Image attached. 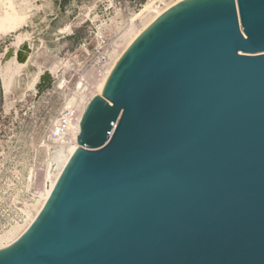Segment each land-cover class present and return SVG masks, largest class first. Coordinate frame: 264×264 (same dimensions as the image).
Instances as JSON below:
<instances>
[{"label": "water", "instance_id": "obj_1", "mask_svg": "<svg viewBox=\"0 0 264 264\" xmlns=\"http://www.w3.org/2000/svg\"><path fill=\"white\" fill-rule=\"evenodd\" d=\"M0 264H264V0H182L128 47Z\"/></svg>", "mask_w": 264, "mask_h": 264}, {"label": "rangeland", "instance_id": "obj_2", "mask_svg": "<svg viewBox=\"0 0 264 264\" xmlns=\"http://www.w3.org/2000/svg\"><path fill=\"white\" fill-rule=\"evenodd\" d=\"M35 1L40 9L21 28L19 26L0 37V234L16 221H22L21 205L25 201H31L37 182L42 180V171L37 167L45 156L46 146H41L45 136L64 108L66 96L75 88L80 77H91L87 66L97 60L99 50L96 26L101 21H108L114 15L115 8L121 9L127 17L134 10L138 11L147 0ZM66 20L73 21L72 31L59 34V38L54 36V31ZM19 29L29 34L32 46L27 43L26 48L32 49L33 60L19 71H6V59L9 52L13 53L16 49L15 35ZM40 37L44 38L48 48L39 61L42 65L34 62L38 52L46 49L40 46ZM81 48H88L89 53L81 51ZM73 53L79 55L83 64L79 66L76 63L68 69V87L56 88V79L33 86L32 75L38 70V65L50 66L55 59H64ZM25 59L27 58L18 56L20 62ZM32 166L36 173L28 188L27 178Z\"/></svg>", "mask_w": 264, "mask_h": 264}, {"label": "bare ground", "instance_id": "obj_3", "mask_svg": "<svg viewBox=\"0 0 264 264\" xmlns=\"http://www.w3.org/2000/svg\"><path fill=\"white\" fill-rule=\"evenodd\" d=\"M181 1L182 0H147L142 4L138 11L134 10L131 15L127 17L126 15L124 16L121 9L115 8L114 15H112L108 21H101L102 23L96 26V36L99 47V50L97 51V61L100 62L102 55L105 56V59L102 63L105 71L104 75L102 77H98V74L95 72L91 73L89 71L91 81L87 83V85H84L82 82L84 77L81 76L77 81L75 88L72 91L70 90L71 92L66 96L63 107H75L77 119L81 123L82 116L88 104L94 96L97 94H102L109 75L128 47L157 18ZM36 2L37 1L35 0H0V37L10 33L12 29H17L19 26V28H21L22 24L26 23L27 19L30 18L36 10L40 9V5L36 4ZM72 22H69L68 20L63 21L62 25L54 31V36L58 37L59 34L71 32L73 26ZM15 40L16 49L13 53H11V51L9 52V57L6 59V71H19V69L33 60L32 49L26 48L27 43L32 46V44L29 42V34L19 29L15 35ZM108 40L109 43H107ZM39 41L40 46L45 47L46 49L44 51L40 50L38 52L34 62L36 64L42 65V63H39V61L42 59V57H44L43 55L48 48L45 46L44 38L40 37ZM81 51L89 53L88 48H81ZM18 56L22 59H27H25L23 62H20L18 61ZM76 63L79 66L83 64L79 58V55L73 53L69 54L64 59H55V61H53L50 66L44 65V67H42L38 65V70H36L32 75L33 86L45 84L50 79H56L54 82L56 88L65 89L68 87L67 83L69 82L66 76L68 69H71L74 65H76ZM41 146L44 147V143H42ZM79 146L80 145L78 143L77 135H75L72 131V141L69 143V145L65 147L62 145L58 146L53 154L51 153L49 147H44L45 156L37 167L40 172L42 171V175L39 174L42 177V180L40 181V178L38 179L40 182H37L38 185L36 190L31 194V201H25L21 205L22 221H16L8 230L4 232L2 231L3 233L0 234V249L11 245L29 228L44 206V203L55 183V180ZM35 173L36 169L34 166H32L29 170L27 178L28 188H30L32 185V180Z\"/></svg>", "mask_w": 264, "mask_h": 264}, {"label": "built area", "instance_id": "obj_4", "mask_svg": "<svg viewBox=\"0 0 264 264\" xmlns=\"http://www.w3.org/2000/svg\"><path fill=\"white\" fill-rule=\"evenodd\" d=\"M105 56L102 55L101 61L94 60L92 64L87 66L90 69V72H95L98 74V77L104 75V67L102 65ZM91 81V77L85 78L82 80L84 85H87ZM80 122L77 119V112L75 107L73 108H63L53 123L51 124L46 136H45V146L49 147L51 153L53 154L58 146H67L72 141V131L79 136Z\"/></svg>", "mask_w": 264, "mask_h": 264}]
</instances>
